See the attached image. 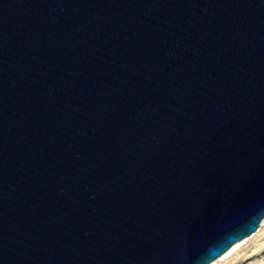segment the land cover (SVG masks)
<instances>
[{
	"label": "water",
	"instance_id": "1",
	"mask_svg": "<svg viewBox=\"0 0 264 264\" xmlns=\"http://www.w3.org/2000/svg\"><path fill=\"white\" fill-rule=\"evenodd\" d=\"M264 218V0H0V264H210Z\"/></svg>",
	"mask_w": 264,
	"mask_h": 264
},
{
	"label": "rangeland",
	"instance_id": "2",
	"mask_svg": "<svg viewBox=\"0 0 264 264\" xmlns=\"http://www.w3.org/2000/svg\"><path fill=\"white\" fill-rule=\"evenodd\" d=\"M264 218L257 230L245 240L239 249L229 256L219 260L222 256L213 260L210 264H264ZM263 221L262 226L260 227Z\"/></svg>",
	"mask_w": 264,
	"mask_h": 264
},
{
	"label": "bare ground",
	"instance_id": "3",
	"mask_svg": "<svg viewBox=\"0 0 264 264\" xmlns=\"http://www.w3.org/2000/svg\"><path fill=\"white\" fill-rule=\"evenodd\" d=\"M264 221V220H263ZM263 221H262V223H261V225H260V227L262 226V224H263ZM245 240H241V241H238V242H236V243H234L226 252H224L221 256V258L219 259V260H221V259H224V258H228L229 256H231L232 254H234L238 249H239V247H240V245L244 242Z\"/></svg>",
	"mask_w": 264,
	"mask_h": 264
}]
</instances>
